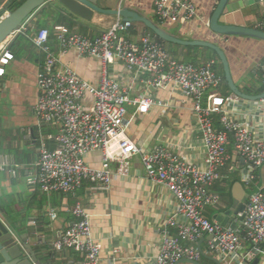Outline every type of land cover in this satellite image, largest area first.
<instances>
[{
    "label": "built area",
    "instance_id": "built-area-1",
    "mask_svg": "<svg viewBox=\"0 0 264 264\" xmlns=\"http://www.w3.org/2000/svg\"><path fill=\"white\" fill-rule=\"evenodd\" d=\"M153 1L160 23L179 16L190 20L197 15L196 6L186 0ZM119 2L121 5L124 0ZM33 22H36L35 15L0 45V78L6 75L7 67L15 59L10 50L13 40L18 35H26ZM133 26L132 22L118 19L95 38L69 32L64 26L55 28L61 54L75 50L80 57L102 63L99 86L81 78L72 67L58 66V58L49 45L48 29H40L32 38L35 48L44 55L37 75L38 98L33 112L41 123L55 127L57 132L47 136L56 144L54 149L42 138L36 162L38 171L28 178V183L38 186L45 194L75 196L86 183L98 190H109L114 179L130 175L132 159L140 157L147 179L166 187L176 200V207L166 221L160 251L148 264L199 262L204 253L197 244L207 236L212 237L208 240L209 251L221 256V264H253L258 258L257 264H264V187L249 197L244 214L233 217V221L240 223L238 230L212 222L205 214L206 208L221 203L214 187L223 180L222 170L231 161L230 142L234 153L248 163L243 179L251 186L256 179L254 172L264 165V136L231 115L241 103L238 96L215 95L208 106L204 104L206 92L218 90L224 83L215 69V60L204 64L177 60L149 33H144L139 43L123 38L121 34ZM255 29L264 32V20ZM118 61L130 72L147 75L148 87H174L191 99L206 150L203 164L182 159L162 145L143 150L129 137V106H134L137 114H145L151 107L163 104L147 94L132 98L128 88L111 78L107 67ZM262 79L264 83V73ZM257 101L264 104V98ZM214 116L219 118V128L215 126ZM93 153L101 154L98 168L87 162ZM71 213L75 220L55 239L52 250H73L80 254L83 260L71 264H99L102 250L93 237L90 213L80 201ZM51 216L55 218L56 214ZM170 229L176 233L172 234ZM23 243L21 240L20 244ZM245 243L251 245L250 250L238 255Z\"/></svg>",
    "mask_w": 264,
    "mask_h": 264
},
{
    "label": "crops",
    "instance_id": "crops-1",
    "mask_svg": "<svg viewBox=\"0 0 264 264\" xmlns=\"http://www.w3.org/2000/svg\"><path fill=\"white\" fill-rule=\"evenodd\" d=\"M10 1L0 0V11L4 8V12H9L6 7ZM186 1L196 6L195 18L188 20L179 16L176 20L163 23L157 20L153 0H124L121 5L119 0H98V4L107 10L124 8L135 11L183 40L217 43L229 58L237 86L242 91L250 90V95H254L264 86V41L214 34L209 28V21L219 0ZM245 3L242 14L239 13L237 17L235 13L231 14L232 21L246 22L249 27L255 28L259 21L264 20V0H245ZM118 19L116 16L95 14L91 21L79 19L73 30L56 25L52 32L49 31V45L58 58V66L72 67L81 78L99 86L102 63L98 59L80 57L75 50L61 54L55 28L64 26L69 32L95 38L110 29ZM43 28L48 29L39 28L33 22L26 35H18L13 40L15 59L7 67L6 75L0 78L4 85L1 89L3 107L0 109V212L11 221L17 222L16 218H20L18 225L22 239L24 243L29 240L26 228L32 236V244L36 246L38 262L71 264L81 262V255L73 250L53 251L52 244L75 220L71 209L80 201L90 213L93 237L101 246L99 264H148L160 251L166 221L176 207V200L166 187L147 179L140 157L132 159L130 175L114 179L109 190H98L86 183L75 196L45 194L38 186L28 183V178L38 171L36 162L42 138L46 139L50 149L56 147L52 140L47 139L50 134H56V128L41 123L33 112L38 98L37 75L44 63V55L32 46V38ZM146 29L143 24L137 23L121 36L139 43L141 36L149 33ZM165 48L177 60H188L193 64L213 60L207 48L168 43ZM107 69L111 78L128 88L132 98L147 94L155 102L163 104L151 107L145 114H137L134 106L128 107L127 118L131 120L128 135L139 147L149 150L162 145L169 147L182 159L197 165L204 163L206 150L196 126L190 98L174 87H148L145 84L147 75L128 71L120 61L109 65ZM227 94L224 85L218 90L208 91L204 96V104L208 106L215 95ZM235 109L231 114L234 119L247 122L255 132L264 136V104L242 99ZM218 119V116H214L215 124ZM229 152L231 161L222 170L223 180L214 187L221 203L205 210L210 221L222 225L219 222L222 220L226 224L225 228L235 222V216H229L234 203L246 200L247 204L248 194L258 187L259 190L264 187V165L254 172L255 182L249 186L243 179V174L249 169L248 163L234 153L231 142ZM100 161V153L87 157V162L95 168L100 166ZM3 166L4 169L1 168ZM13 172L16 174L13 175ZM52 213L56 214L55 218L51 216ZM179 220L185 221L183 218ZM170 232L175 234L176 230L170 229ZM208 240V236L202 237L197 244L204 253L199 264H221V256L209 251ZM250 248L251 245L245 243L238 255L246 254ZM177 264L195 263L180 261Z\"/></svg>",
    "mask_w": 264,
    "mask_h": 264
},
{
    "label": "water",
    "instance_id": "water-1",
    "mask_svg": "<svg viewBox=\"0 0 264 264\" xmlns=\"http://www.w3.org/2000/svg\"><path fill=\"white\" fill-rule=\"evenodd\" d=\"M51 5L58 12L65 15L72 22L78 23L79 19L91 21L95 14L105 16H116L123 22H132L134 24H143L149 29L156 37L160 38L168 44L185 46V47H201L213 50L221 61L225 81L232 94L238 96L243 100L257 101L264 98V93L260 95H250L244 93L236 84L230 66L229 58L224 49L215 42L202 41V40H183L166 32L164 28L160 27L152 20L141 16L139 13L129 9H115L107 10L98 4V0H26L18 8L9 12L7 16L0 20V45L6 41L13 33H15L31 16L35 15L37 11H41L44 7ZM245 0H219L215 11L213 12L209 28L216 34L221 36H235L247 37L264 41V32L258 29L249 27L246 22H239L238 20L232 21L231 14L235 16L242 14L245 8ZM4 87L0 79V108L2 106V88ZM243 159V158H242ZM245 162V160L243 159ZM259 187L255 189L258 192ZM251 194H248V198ZM246 200L241 203L235 202L233 209L230 210L229 216L233 214L235 217L238 214H244L246 209ZM241 217L239 220H242ZM9 220L5 215L0 212V264H41L38 262V254L36 246L32 244V236L25 228L28 235V242L20 244L22 236L20 234L18 222L20 218ZM224 227L226 224L222 222ZM239 222L231 223L230 228L238 230ZM212 239V237H209ZM23 240V239H22ZM24 241V240H23ZM200 249V248H199ZM185 261V260H184ZM259 259H256L253 264H257ZM199 264V262H192Z\"/></svg>",
    "mask_w": 264,
    "mask_h": 264
},
{
    "label": "trees",
    "instance_id": "trees-1",
    "mask_svg": "<svg viewBox=\"0 0 264 264\" xmlns=\"http://www.w3.org/2000/svg\"><path fill=\"white\" fill-rule=\"evenodd\" d=\"M25 1L26 0H11L9 2V4L7 5L6 9H7V11H10L11 12V11L15 10L16 8H18ZM4 11H5L4 8H3V10L0 11V19H1V16L3 15ZM41 14H42V17L47 18V22L41 23V21H39L38 15L35 14V16H36V23L38 24V27L39 28H41V27H47L49 29V31L52 32L54 30V27L56 25H64V26L68 27L70 30H73L75 27H77V25L74 22L70 21L65 15L61 14L60 12H58L51 5H48V6L44 7L41 10ZM146 30L152 36H155L149 29H146ZM155 38L166 47V44H167L166 42H164L163 40H161L160 38H158L156 36H155ZM12 45L13 44H11V46H10V50L14 53V56H15V52L16 51H14V48H13ZM32 46L35 47L33 45V43H32ZM189 48H193V47H189ZM208 50L212 53V56L210 57V59L212 58L216 62L215 69L217 70V72L220 75H222V77L224 79L223 85H224V88L226 89V92L228 93L227 95L232 94L230 92V90H229V87H228L226 81H225V77H224V73H223V69H222V65H221V61H220L219 57L217 56V54L213 50H211V49H208ZM186 62L189 63L188 60H186ZM259 79L261 80V78H259ZM243 92L246 93V94H252L251 91L248 90V89L247 90H243ZM262 93H264V86H262L259 91L255 92L253 94L254 95H259V94H262ZM214 122H215V120H214ZM216 124L218 125L217 127L219 128V125H220L219 124V119H218V122H216ZM216 124H215V126H216Z\"/></svg>",
    "mask_w": 264,
    "mask_h": 264
},
{
    "label": "rangeland",
    "instance_id": "rangeland-1",
    "mask_svg": "<svg viewBox=\"0 0 264 264\" xmlns=\"http://www.w3.org/2000/svg\"><path fill=\"white\" fill-rule=\"evenodd\" d=\"M36 14L38 15L39 21H41V23L47 22V18L42 17L41 11H37ZM5 15L6 14H4L2 17H4ZM37 26H38V24H37Z\"/></svg>",
    "mask_w": 264,
    "mask_h": 264
},
{
    "label": "bare ground",
    "instance_id": "bare-ground-1",
    "mask_svg": "<svg viewBox=\"0 0 264 264\" xmlns=\"http://www.w3.org/2000/svg\"><path fill=\"white\" fill-rule=\"evenodd\" d=\"M5 16H7V15H5ZM5 16H4V17H5ZM2 19H3V18H2ZM181 61H182V60H181ZM186 63H188V62H186ZM238 228H240V226H239Z\"/></svg>",
    "mask_w": 264,
    "mask_h": 264
},
{
    "label": "flooded vegetation",
    "instance_id": "flooded-vegetation-1",
    "mask_svg": "<svg viewBox=\"0 0 264 264\" xmlns=\"http://www.w3.org/2000/svg\"><path fill=\"white\" fill-rule=\"evenodd\" d=\"M2 107H3V105H2ZM2 107H1V108H2ZM1 108H0V109H1Z\"/></svg>",
    "mask_w": 264,
    "mask_h": 264
}]
</instances>
